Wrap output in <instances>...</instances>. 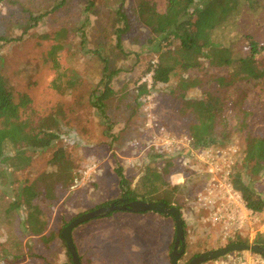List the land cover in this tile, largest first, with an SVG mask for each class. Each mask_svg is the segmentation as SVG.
I'll list each match as a JSON object with an SVG mask.
<instances>
[{"label": "rangeland", "instance_id": "obj_1", "mask_svg": "<svg viewBox=\"0 0 264 264\" xmlns=\"http://www.w3.org/2000/svg\"><path fill=\"white\" fill-rule=\"evenodd\" d=\"M59 1L3 0L0 3V35L19 39L0 43V73L16 100L25 94L32 99L36 122L59 135L46 150L28 149L25 155L30 156L31 163L22 171H12L11 167L0 163V170L8 173L4 178L0 171V264H73L61 233L74 218L122 198L119 168L133 186L149 168L161 174L166 183L180 187L176 198L188 227L185 254L180 264H187L193 257L222 248L237 238L253 244L257 236L264 237L259 233L264 229L262 211L254 214L241 234L225 238L222 225H213L207 220L209 211L200 205V194H208L210 183L207 166L199 159L193 160L188 148L179 150L175 143L163 145L169 138L185 144L191 141L189 126L194 121L193 115L173 92L183 93L188 100L204 98L208 90L206 83L199 81L196 88L190 89L182 82L194 77L204 78L207 73L219 74L221 70L216 64L220 51H209L211 60L202 58L201 71H177L168 84H155L152 70L159 62V53L156 45L147 43L151 40L150 30L133 26L124 36V48L130 55L117 48V30L123 25L117 14L120 0H94L88 22L84 19L87 0H68L62 8L53 11ZM124 1L135 10L141 0ZM147 1L164 8L165 0ZM245 7L248 10L245 8L233 23L214 36L221 47L242 55L248 53L247 35L264 44V0L257 10ZM45 12L50 13L37 24L33 23L34 27H29L31 14L40 16ZM82 27L86 34L85 45L81 41ZM62 29L66 32L67 77L75 84L66 94L53 89L56 72L48 59L55 43L54 34ZM46 34L50 39L43 38ZM58 57L61 58V54ZM102 58L107 59L111 68L120 70L112 81L115 93L106 101L104 116L91 103V95L99 88L103 74ZM210 89L215 95L221 94ZM221 90L227 103L242 102V109L252 113L251 122L264 123V89L248 81ZM242 137L234 130L231 135L214 138L204 148L217 150L235 146L240 150L242 158L236 161L234 176L240 172L252 180L255 191L264 198V173L254 179L250 177ZM60 148L67 152L75 180L63 187L52 178L58 198L53 204L44 203L41 207L46 215L43 220L47 230L43 235L31 236L27 208L9 212V207L18 186L57 172L51 159ZM6 154L13 156L14 152L8 148ZM186 159L190 161L188 165H184ZM127 213L116 211L73 230L81 264H103V261L123 264L124 240L128 241L129 237L133 240L132 249L142 256L141 264H171L174 220L155 212L135 216ZM119 232L123 235L118 236ZM254 234L257 235L254 237ZM93 238L96 239L94 249L91 247ZM110 245L115 247L110 248ZM100 256L104 257L102 262Z\"/></svg>", "mask_w": 264, "mask_h": 264}, {"label": "trees", "instance_id": "obj_2", "mask_svg": "<svg viewBox=\"0 0 264 264\" xmlns=\"http://www.w3.org/2000/svg\"><path fill=\"white\" fill-rule=\"evenodd\" d=\"M2 1L0 0V3ZM67 1L60 0L52 10L56 11L62 8ZM120 1L117 14L123 25L117 30V48L125 55H130L124 48L122 41L124 36L133 26H142L150 30L151 40L147 43L156 45L157 53H159V62L152 70L155 84H168L177 71H201L204 68L202 58L211 60L208 52L220 51L221 54L217 58L218 63L216 64L217 68L221 70L219 74L207 73L204 78H188V81L182 82L190 89L196 88L200 84L199 81L206 83L210 92L206 89L207 95L204 98L188 100L183 93L175 92H173V96L181 99L184 108L193 115L194 121L189 126V136L193 139L195 147H205L214 138L226 137L236 130L243 136L245 163L251 169L250 177L254 179L264 173V123L254 120L251 122L249 116L252 113L242 109V102L236 100L227 103L226 98H222L224 91L221 90L248 81H252L254 85L264 89V44L252 35H247L248 53L242 55L241 53L235 54L231 48L221 47L214 41V36L218 31L233 23L237 16L243 13L245 6L253 11L257 10L261 7L262 0H165L164 8L161 9L153 1L141 0L135 10L129 8L124 0ZM94 6V0H87L84 8V19L87 22ZM246 10L248 9L246 8ZM49 13L45 12L40 16L31 14L29 27H34L33 23L37 24ZM82 30H84L83 27L80 28V32ZM65 33V30L62 29L54 34L55 43L48 53V59L56 72L52 87L61 94L68 93L75 85L74 81L67 77L69 68L67 54H65ZM80 35L82 44L85 45V32L82 31ZM50 37L49 34H46L43 38L50 39ZM18 40L0 35V43L8 44ZM58 54H61L62 57L59 58ZM102 61L104 63L102 78L99 88L91 95V103L104 116L106 101L115 93L111 87L112 81L120 73V70L111 68L106 58H102ZM210 87L216 89L218 93L221 91V94L215 95V91L213 93ZM141 88L145 89L143 86ZM58 137L59 135L51 129L36 122L32 99L28 95H22L17 100L14 98L8 82L0 73L1 165L11 167L12 171H22L31 163L30 156L25 155L28 149L46 150L53 145ZM8 148L14 152L13 156H7ZM51 164L57 172L45 174L30 184L18 186L17 193L15 192L16 196L9 207V212L27 208L29 211L27 223L31 236L43 235L47 230V223L43 220V216L46 215L41 207L44 203L53 204V201L55 202L58 198L52 178L63 187L69 186L75 180L67 152L63 148L54 152ZM0 171L6 178L7 171L3 169ZM12 174L10 172V176ZM117 175L122 198L128 199L129 202L143 200L164 203L169 208H177L183 219L186 238L188 227L182 216V207L179 206L176 198V192L180 189L178 185L166 183L161 174L155 173L149 168L145 170L135 186L123 174L122 169L117 170ZM233 185L235 190L241 194V198L249 210L254 213L264 211V198L255 191L252 180L245 178L239 172L234 176ZM166 217L172 218L171 216ZM231 243L250 244L243 238H237L229 242V244ZM252 243L264 247V237L257 236ZM67 254L72 261L71 254L69 252Z\"/></svg>", "mask_w": 264, "mask_h": 264}, {"label": "built area", "instance_id": "obj_3", "mask_svg": "<svg viewBox=\"0 0 264 264\" xmlns=\"http://www.w3.org/2000/svg\"><path fill=\"white\" fill-rule=\"evenodd\" d=\"M187 144L182 140L175 138L165 139L163 145L171 146L174 143L178 145V149H189V154L194 159H199L207 166V173L210 176L208 194H200L201 207L209 211V218L213 225L220 224L223 228L225 238L237 233H242L246 227V223L255 217L254 212L249 210L241 194L235 190L233 185L234 166L239 157L235 146L226 147L225 149L213 150L212 148L205 149L194 146L193 139L190 138ZM158 145V143H155ZM188 158V157H187ZM240 158V159H241ZM190 161L186 159L184 165H188ZM264 235V229L259 232ZM259 234V235H260ZM257 234H254V237ZM205 264H264V257L258 254L242 255L239 253H230L225 257L209 261Z\"/></svg>", "mask_w": 264, "mask_h": 264}, {"label": "water", "instance_id": "obj_4", "mask_svg": "<svg viewBox=\"0 0 264 264\" xmlns=\"http://www.w3.org/2000/svg\"><path fill=\"white\" fill-rule=\"evenodd\" d=\"M123 204L111 202L110 205L97 208L93 211L84 213L72 221L63 229L61 239L66 243L67 250L71 254L73 264H81L79 254L73 241V230L79 225L91 221L96 218L105 217L116 211H125L128 213L141 214L147 212H158L165 216H171L176 225V238L174 242L173 251L170 254L171 264H180V258L185 254L186 241L183 227V219L180 211L173 207L169 208L164 203L148 202L143 200H136L129 202L128 199H122ZM250 251L264 257V247L257 244H243L231 243L222 248L208 251L193 257L187 264H205L209 261L225 257L230 253H238Z\"/></svg>", "mask_w": 264, "mask_h": 264}, {"label": "crops", "instance_id": "obj_5", "mask_svg": "<svg viewBox=\"0 0 264 264\" xmlns=\"http://www.w3.org/2000/svg\"><path fill=\"white\" fill-rule=\"evenodd\" d=\"M128 215H131V214H134V213H127ZM135 215H138V214H134V216ZM130 217H132V216H130ZM102 218V217H101ZM114 219V218H113ZM187 231H188V228H187ZM126 234V233H125ZM106 235V234H105ZM121 235H123V234H121L120 232L118 233V236H121ZM128 236V235H127ZM73 237V236H72ZM73 241H74V239H73ZM92 245H91V247L94 249L95 247H94V245H96L95 243H96V239L95 238H93V240H92ZM74 244H75V241H74ZM132 244H133V240H132V238H130L129 237V240L128 241H125L124 240V248H123V253H124V256H125V260L123 261V264H141V261H142V256H141V254L140 253H137L136 254V251L135 250H133L132 249ZM76 246V245H75ZM112 247H115V246H112V245H110V248H112ZM76 250H77V247H76ZM78 252V251H77ZM79 254V253H78ZM97 257V256H96ZM95 257V258H96ZM79 258H80V256H79ZM104 257L103 256H100V260H101V262H102V259H103ZM94 261V263H99L98 262V260H93ZM103 264H106L104 261L102 262ZM107 264H110V263H108L107 262Z\"/></svg>", "mask_w": 264, "mask_h": 264}, {"label": "flooded vegetation", "instance_id": "obj_6", "mask_svg": "<svg viewBox=\"0 0 264 264\" xmlns=\"http://www.w3.org/2000/svg\"><path fill=\"white\" fill-rule=\"evenodd\" d=\"M122 199H124V198H121V199L119 200V202H117V203H119V204H123V201H121Z\"/></svg>", "mask_w": 264, "mask_h": 264}]
</instances>
